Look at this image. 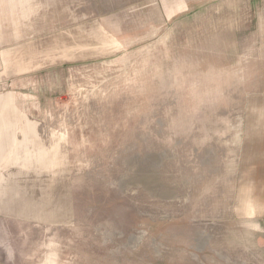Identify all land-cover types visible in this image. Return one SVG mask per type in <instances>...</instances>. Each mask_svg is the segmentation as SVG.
<instances>
[{
    "label": "rangeland",
    "instance_id": "obj_1",
    "mask_svg": "<svg viewBox=\"0 0 264 264\" xmlns=\"http://www.w3.org/2000/svg\"><path fill=\"white\" fill-rule=\"evenodd\" d=\"M31 52L47 64L8 70ZM261 94L264 0H0V230L16 259L264 264V214L235 212ZM0 264L18 263L0 247Z\"/></svg>",
    "mask_w": 264,
    "mask_h": 264
},
{
    "label": "crops",
    "instance_id": "obj_2",
    "mask_svg": "<svg viewBox=\"0 0 264 264\" xmlns=\"http://www.w3.org/2000/svg\"><path fill=\"white\" fill-rule=\"evenodd\" d=\"M14 55V52H11ZM6 60L10 62V59L6 57ZM24 60V62H23ZM17 65L9 66V69L13 67L12 73L29 71L34 68L42 67L47 64V61H39V58L34 59L33 52L21 54ZM11 67V68H10ZM7 72V71H6ZM8 73V72H7ZM248 134L249 140L248 152L245 155L244 168L241 171L240 179L238 181L236 192L235 212L242 218H256L264 214V183L262 179L255 175L250 168V162H252L251 155L258 158L259 162H264V150H259V145L264 137V94L259 96H252L248 102ZM2 229V228H1ZM8 234L5 230H0V247H4V250L8 254V259L18 264H33L32 261H21L16 259L15 249L12 248V244L6 238ZM14 249V250H13ZM14 252V258L11 260L10 253Z\"/></svg>",
    "mask_w": 264,
    "mask_h": 264
}]
</instances>
